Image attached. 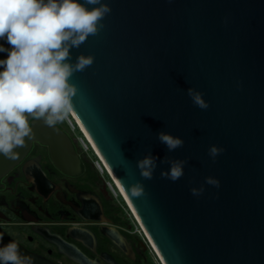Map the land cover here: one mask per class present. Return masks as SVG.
Returning a JSON list of instances; mask_svg holds the SVG:
<instances>
[{"label":"water","instance_id":"95a60500","mask_svg":"<svg viewBox=\"0 0 264 264\" xmlns=\"http://www.w3.org/2000/svg\"><path fill=\"white\" fill-rule=\"evenodd\" d=\"M104 2L112 9L105 27L70 49L73 64L81 54L95 57L71 77L78 92L70 114L166 264H264V0ZM189 88L203 94L208 109L193 104ZM30 126L34 135L16 149L18 159L0 155V177L34 141L48 145L67 173L80 171L65 130L39 119ZM162 131L182 138L183 147L170 152L157 139ZM212 145L224 149L215 162ZM149 152L158 159L146 180L136 162ZM165 157L187 161L179 180L161 177L170 168L160 162ZM137 182L143 193L133 196ZM201 186L203 194L193 196Z\"/></svg>","mask_w":264,"mask_h":264},{"label":"clouds","instance_id":"9594fccd","mask_svg":"<svg viewBox=\"0 0 264 264\" xmlns=\"http://www.w3.org/2000/svg\"><path fill=\"white\" fill-rule=\"evenodd\" d=\"M111 11L104 0H0V40L6 39L11 46L0 45V52L8 53L6 59H0V155L18 159L16 149L24 148L34 135L29 119L42 120L49 127L67 119L78 92L71 77L84 72L95 60L92 54H81L70 63V49L97 35ZM187 95L200 109L209 108L201 92L189 88ZM157 139L170 152L184 145L182 138L163 131ZM223 151L212 145L208 155L215 162ZM157 159L149 152L136 162L143 179L153 178ZM160 162L170 164L169 170L161 171L162 178L175 182L184 175L186 160L165 157ZM205 183L220 187V181L213 177H206ZM190 191L200 196L204 188ZM142 193L143 184L135 183L131 194ZM0 264H32V260L20 254L17 243L9 242L0 247Z\"/></svg>","mask_w":264,"mask_h":264},{"label":"flooded vegetation","instance_id":"af4514ba","mask_svg":"<svg viewBox=\"0 0 264 264\" xmlns=\"http://www.w3.org/2000/svg\"><path fill=\"white\" fill-rule=\"evenodd\" d=\"M0 45L11 47L6 39ZM57 125L73 140L81 169L67 173L48 145L34 141L0 177V247L17 243L32 264H158L91 156L64 121Z\"/></svg>","mask_w":264,"mask_h":264},{"label":"built area","instance_id":"2783aa9c","mask_svg":"<svg viewBox=\"0 0 264 264\" xmlns=\"http://www.w3.org/2000/svg\"><path fill=\"white\" fill-rule=\"evenodd\" d=\"M66 122L68 124V128L69 130H73V132H75L76 134V130L77 128L82 132V135H77L76 134V138H77V143L79 144V146L81 147V149L87 153L89 156H91V151L94 152L97 156V159H92V161L94 162L96 169H98L99 171H101V173H103V175L106 173L109 174L110 176V172L107 169L104 161L102 160V158L98 155L95 147L93 146V144L91 143V141L89 140V138L87 137V135L84 133L83 129L81 128L80 124L76 121V119L73 118V116L70 114L67 119ZM92 158V157H91ZM111 178V176H110ZM107 186L109 187L111 193L114 195V197L118 198L119 195L123 197V194L121 192V190L119 189L118 185L116 184L115 180H113L111 178V180H107L106 181ZM125 201V200H124ZM126 202V201H125ZM127 205V204H126ZM128 207V206H127ZM129 216L132 217V221L134 223V229L135 231L140 234L143 238V240L147 243V245L150 247L156 261L158 264H164V262L162 261L161 257L159 256V254L156 252L155 248L153 247L151 241L149 240L146 232L144 231L143 227L141 226V224L139 223L137 217L134 215V213L129 209Z\"/></svg>","mask_w":264,"mask_h":264},{"label":"bare ground","instance_id":"6f19581e","mask_svg":"<svg viewBox=\"0 0 264 264\" xmlns=\"http://www.w3.org/2000/svg\"><path fill=\"white\" fill-rule=\"evenodd\" d=\"M75 117H76V116H75ZM79 123H80V122H79ZM80 125H81V123H80ZM81 128L84 130V132L86 133L87 137L89 138V140L91 141V143H92L93 146L95 147L97 153H98V154L101 156V158L103 159L102 155L100 154V152L98 151L97 147L94 145L93 141L91 140L89 134L86 132V130L84 129V127H83L82 125H81ZM103 161H104V160H103ZM104 163H105L107 169L109 170V172L111 173V175L113 176V178L115 179L116 184L118 185L119 189L121 190L122 194L124 195L125 199L127 200V202H128V204H129V206L131 207L133 213L136 215V217H137L138 220L140 221V219H139V217H138V214H137L136 210L134 209V207H133L131 201H130L129 198L127 197V195H126L125 191L123 190V188L121 187L120 183L118 182V180H117L116 177L114 176L112 170L110 169V167L108 166V164H107L105 161H104ZM140 222H141V221H140ZM141 225L143 226V229H144V231L146 232V234H147L149 240L151 241L153 247L155 248L156 252L159 254V256L161 257V259H162V261L164 262V264H166L165 261H164V259H163L162 256H161L160 252L158 251V249H157L155 243L153 242L152 238L150 237L148 231H146V229H145V227H144V225H143L142 223H141Z\"/></svg>","mask_w":264,"mask_h":264},{"label":"trees","instance_id":"16d2710c","mask_svg":"<svg viewBox=\"0 0 264 264\" xmlns=\"http://www.w3.org/2000/svg\"><path fill=\"white\" fill-rule=\"evenodd\" d=\"M69 115H70V114H69ZM76 134H77V135H82V132L77 128V130H76ZM92 154H93V156H91L92 159H93V160H94V159H97L96 154H95L94 152L91 151V155H92ZM104 177H105L106 180H111L109 174L106 173V172H105V174H104ZM117 199L119 200V202H120V204H121L122 211L124 212L125 215H127V217L129 218L130 222L133 223V221H132V220H133L132 217L129 216V210H128V207H127V205H126V202L124 201V199H123L122 196H120V195H119V197H118ZM133 224H134V223H133ZM133 226H134V225H133Z\"/></svg>","mask_w":264,"mask_h":264},{"label":"rangeland","instance_id":"374dc122","mask_svg":"<svg viewBox=\"0 0 264 264\" xmlns=\"http://www.w3.org/2000/svg\"><path fill=\"white\" fill-rule=\"evenodd\" d=\"M64 122H65V124L68 126L66 120H65ZM71 133H72V135L76 138V134H75V132H73V130H71ZM76 142H77V138H76ZM86 154H87V153H86ZM87 155H88V154H87ZM88 156H89V155H88ZM91 156H93V154H92ZM93 165H94V167L96 168L94 162H93ZM97 171H98L101 175H103V173H101V171H99L98 169H97Z\"/></svg>","mask_w":264,"mask_h":264}]
</instances>
